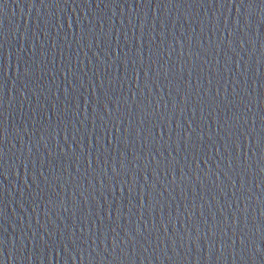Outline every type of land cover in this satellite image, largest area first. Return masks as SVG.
<instances>
[{
	"label": "water",
	"instance_id": "95a60500",
	"mask_svg": "<svg viewBox=\"0 0 264 264\" xmlns=\"http://www.w3.org/2000/svg\"><path fill=\"white\" fill-rule=\"evenodd\" d=\"M0 264H264V0H0Z\"/></svg>",
	"mask_w": 264,
	"mask_h": 264
}]
</instances>
